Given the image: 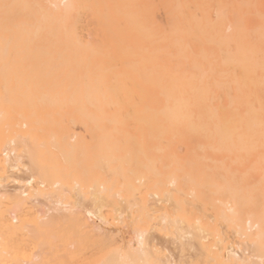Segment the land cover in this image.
<instances>
[{
	"label": "bare ground",
	"instance_id": "6f19581e",
	"mask_svg": "<svg viewBox=\"0 0 264 264\" xmlns=\"http://www.w3.org/2000/svg\"><path fill=\"white\" fill-rule=\"evenodd\" d=\"M84 203L136 237L81 264H264V0H0V264H80Z\"/></svg>",
	"mask_w": 264,
	"mask_h": 264
},
{
	"label": "rangeland",
	"instance_id": "374dc122",
	"mask_svg": "<svg viewBox=\"0 0 264 264\" xmlns=\"http://www.w3.org/2000/svg\"><path fill=\"white\" fill-rule=\"evenodd\" d=\"M80 130H78V132H76L77 133V135H86L87 133H84L83 131H80ZM84 133V134H83ZM26 160H24V162H25ZM23 166V165H22ZM20 170H22V172L20 171V170H18V172H16V176H21V183H19L20 181H18L17 182V184L18 185H21V186H23V187H35L34 189L35 190H37L38 189V186L36 185V182L34 181V179L33 178H31V175H30V177H29V174H30V172H29V167L28 166H25V169H24V166H23V168H19ZM25 172H24V171ZM23 174H24V176H23ZM25 175L28 177V178H30L31 180L29 181V179H25ZM25 180H28V181H25ZM23 183H24V185H23ZM26 183H28L27 185H25ZM31 183V184H30ZM7 184V186H6V188L8 187V190H9V193L10 194H12V192L14 193V191H15V194H18L19 193V190H17V187H16V185H15V183H10V182H7L6 183ZM11 188V189H10ZM14 188H15V190H14ZM7 190V191H8ZM9 194V195H10ZM39 197V198H38ZM32 200H34V202L36 201V203L35 204H33V205H35V207L34 208H32L30 211L31 212H33L35 215L33 216V217H40V218H42V216L43 215H45V214H43V212H46L47 211V213H48V211L50 210V211H52L53 212V210H51L53 207H54V203H53V201L55 200H53V199H47V198H45V197H43V196H37V198L35 199V197H33L32 198ZM43 200V201H42ZM41 201V202H40ZM43 202V203H42ZM42 203V204H41ZM30 205H32L31 204V200H30V203L28 204V206H30ZM43 205V206H42ZM46 205V206H45ZM58 206H60V205H58ZM57 206V207H58ZM87 206V204H85L84 203V208L83 209H81V210H86L84 213H87V214H90L91 215V220H89V221H93V222H90V223H92V225L94 226H96L97 227V231H96V233L94 232V233H92L93 234V236L91 235L90 237H88V239H87V241H88V249L87 248H85L82 252H81V254H80V264H81V261H85V262H87V261H94V260H96V259H98L97 257H99V258H101L102 256H104V255H106V254H108L109 252H111L112 250H114V248H117V247H122V250L124 249L125 251L127 250V247H128V245H129V242H132L133 243V245L135 244V237H136V235H135V218H133L134 216H136V214L134 215V213H132V211H130L129 210V212H131V215L128 217L127 215H126V213L128 212V211H126V213H123L122 211H121V213H123V214H120L121 215V218H120V216H119V213L118 214H115L114 212V214L112 213V209L109 207H105L104 209H103V214L101 213V218L102 219H100V218H98V217H95V216H93V214L91 213V212H93L92 210H88V208L86 209L85 207ZM42 207V208H41ZM47 207V208H46ZM62 207V206H61ZM60 207V208H61ZM35 209V210H34ZM80 210V211H81ZM125 210V209H124ZM169 210H170V208H169ZM35 211H36V213H35ZM41 211H42V213H41ZM49 211V213L48 214H50L49 216H51V215H53L52 214V212H50ZM90 211V212H89ZM83 212V211H82ZM128 212V213H129ZM54 213V212H53ZM130 214V213H129ZM123 215V216H122ZM85 216V215H84ZM104 216V217H103ZM131 217V218H130ZM10 218H12V217H10ZM97 218V219H96ZM132 218H133V220H132ZM99 219V220H98ZM104 219V220H103ZM114 219H116L115 221H114ZM120 219H121V221H120ZM102 220V221H101ZM101 222H103V223H101ZM104 222H105V224H104ZM132 222H134V223H132ZM156 221H154L153 223H155ZM108 226V227H107ZM124 229V230H123ZM134 229V230H133ZM134 231V232H133ZM102 232V233H101ZM112 232V233H111ZM124 232V233H123ZM128 233V234H127ZM153 233V236H154V244H157L158 246L159 245H162V246H164V247H167V249L168 250H165L164 252V254H168L169 256H173V258H174V256L176 257V256H179L180 257V252H179V250H178V252L177 253H175V254H177V255H174V252H176L175 251V249L177 248L176 246L177 245H175V244H173V243H171V242H168V241H165V239H163V237L161 236V238L160 237H158L159 236V234H156V235H158V236H156L154 233H156V232H152ZM106 234H107V236L109 237H107L106 236ZM95 235V236H94ZM101 235V236H100ZM105 236V237H104ZM106 237H107V239H106ZM92 238V239H91ZM158 238V239H157ZM100 240V241H99ZM109 240H111V241H109ZM160 240V241H159ZM239 241L238 239H233V241L235 242V241ZM95 241V242H94ZM103 241V242H102ZM164 241H165V244H164ZM112 243V244H111ZM114 243H116V246L117 247H115V245H113ZM90 244H91V246H93V247H91L90 246ZM111 244V245H110ZM100 245V248L98 247ZM104 245V246H103ZM109 245V246H108ZM173 245H175V247L173 246ZM94 246H97V247H94ZM235 246V248L239 251L240 249V251H239V253L240 254H242V248H240V247H237V245L235 244L234 245ZM102 247H103V249H102ZM161 247V246H160ZM92 248V249H91ZM105 248V249H104ZM95 249V250H94ZM96 250H97V252H96ZM87 251V252H86ZM93 251V252H92ZM99 251H101V252H99ZM124 251V252H125ZM168 251V252H167ZM97 253V254H96ZM99 253V254H98ZM96 254V255H95ZM95 256H96V258H95ZM92 257V258H91ZM178 257V258H179ZM174 259H176L177 260V258H174Z\"/></svg>",
	"mask_w": 264,
	"mask_h": 264
}]
</instances>
